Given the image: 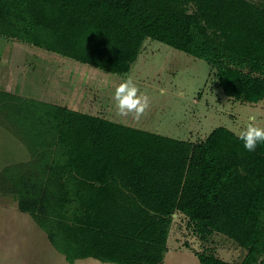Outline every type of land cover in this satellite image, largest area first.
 <instances>
[{"label": "trees", "instance_id": "16d2710c", "mask_svg": "<svg viewBox=\"0 0 264 264\" xmlns=\"http://www.w3.org/2000/svg\"><path fill=\"white\" fill-rule=\"evenodd\" d=\"M0 36L120 75L151 39L205 61L227 98L264 100V7L248 0H0ZM23 102L0 91L6 116L32 117L23 132L42 169L7 178L67 262L162 264L178 213L201 242L218 233L246 251L234 263L204 248L199 264H264V143L247 152L222 126L191 142Z\"/></svg>", "mask_w": 264, "mask_h": 264}, {"label": "rangeland", "instance_id": "374dc122", "mask_svg": "<svg viewBox=\"0 0 264 264\" xmlns=\"http://www.w3.org/2000/svg\"><path fill=\"white\" fill-rule=\"evenodd\" d=\"M248 1L264 7V0ZM14 56L13 62L12 60L6 62L8 57ZM0 58L4 63L0 64V76L3 77L8 75L4 67H12L13 74L19 72L20 75L21 73L29 75L31 72L46 73L47 69H68L66 67L94 69L89 64L3 36H0ZM94 71L104 76L102 82L96 80L98 84L116 86L120 81L130 77L140 92L149 97V108L135 123V128L141 130L178 140L197 142L220 126L237 134L246 125L247 118L253 114L257 116V123L264 127V100L249 104L227 98L213 77L211 67L205 61L155 40L146 39L143 42L137 61L129 72L120 75L97 69ZM90 79L95 80L93 77ZM109 94L113 93L110 91ZM21 98L24 101L22 105L26 104L29 108L32 107V101H36L32 97ZM31 118L18 114L6 116L5 111H0V166L12 163L8 166L12 167L11 172L21 174L25 167L35 163L29 150L33 139L28 141L29 137L33 136H27L23 132L24 125L33 121ZM123 119L130 121L132 118L129 116ZM20 159H29V162L13 164ZM8 167L3 168L0 179H8L7 175L10 174L6 169ZM171 240L178 247L188 244L193 250H200L206 246L224 260H233L236 263L241 261L244 254L240 247L228 240L225 242L214 238L201 242L183 216L174 220ZM170 252L175 256L172 258L169 256L166 264H171L173 258L194 261V257L186 250L170 249Z\"/></svg>", "mask_w": 264, "mask_h": 264}, {"label": "crops", "instance_id": "0c3cea01", "mask_svg": "<svg viewBox=\"0 0 264 264\" xmlns=\"http://www.w3.org/2000/svg\"><path fill=\"white\" fill-rule=\"evenodd\" d=\"M21 58L24 59L23 57ZM14 59L15 56L11 58L8 57L6 62L9 63V60H12L13 62ZM0 64L4 65L1 58ZM11 68L4 67V71L8 72V75H5L4 77L0 76V91L19 95L21 97H32L38 102L65 107L72 111L96 116L114 123L124 124L130 127L134 126L133 128L136 126V120L131 119L130 121H126L123 117L117 114L112 95L109 94L110 91L112 93L114 92L115 86H112V84L111 87H109L106 83H97L99 80L102 82L104 76H100L94 70L101 69L95 67L94 69L66 67L68 69H47L48 72L46 73L34 74L31 72L29 75H22V73L20 75L19 72L17 74H13V70ZM34 75L36 78H34ZM92 77L95 78V80L90 79ZM28 162L29 159H20L13 164H23ZM9 165H12V163L0 166V173L3 171L5 166L8 167ZM41 169L42 166L39 163H35L29 167H25L24 172L21 174L38 172ZM17 174L19 175L20 173ZM95 185L98 186V184ZM179 216L183 215L178 213L172 215L173 219L167 239V252L165 253L162 264H166L170 258L169 256H171V258L175 256L173 252H170V249L174 251L186 250L190 252L189 254L192 257H194V261H184L173 258V260L170 261L171 264H199L194 251H202L204 248L208 247H202V245H200L202 249L193 250L192 247L188 246V244H185L184 247H178V245H174V243H172V225L174 220ZM214 238L225 240V242H227L226 240L231 241L227 237L218 233H213L208 240L211 241ZM231 242L234 243L233 241ZM241 250L244 253L241 258L242 260L246 251L243 248H241ZM213 254L224 260L223 257L218 256L214 252ZM227 262L234 261L227 260ZM0 264L115 263L101 262L90 257L77 259L73 263L67 262L65 256L58 252L50 244L45 232L36 225L27 213L21 212L18 209L16 198L12 192L10 180L4 178L0 179Z\"/></svg>", "mask_w": 264, "mask_h": 264}, {"label": "clouds", "instance_id": "9594fccd", "mask_svg": "<svg viewBox=\"0 0 264 264\" xmlns=\"http://www.w3.org/2000/svg\"><path fill=\"white\" fill-rule=\"evenodd\" d=\"M112 99L119 116H131L133 120L137 121L150 105L149 97L140 92L139 87L130 77L115 86ZM237 138L242 142L243 148L247 152L255 151L258 144L264 143V127L257 123L255 114L247 118V123L238 131Z\"/></svg>", "mask_w": 264, "mask_h": 264}]
</instances>
